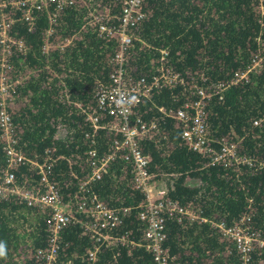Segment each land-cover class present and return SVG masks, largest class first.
Returning a JSON list of instances; mask_svg holds the SVG:
<instances>
[{
    "label": "trees",
    "instance_id": "obj_1",
    "mask_svg": "<svg viewBox=\"0 0 264 264\" xmlns=\"http://www.w3.org/2000/svg\"><path fill=\"white\" fill-rule=\"evenodd\" d=\"M256 3L141 0L144 15L134 25L136 37L126 49V73L130 77L152 73L163 48L165 64L186 83L228 80L246 66L254 52H264V26L259 24ZM119 6V0H77L56 12L51 6L36 10L30 26L17 19L8 29L9 36L24 46L18 50L9 43L12 53L7 74L14 81L15 95L8 109L16 132L15 146L28 159L47 157L49 177L62 200L74 199L78 182L89 171L86 150L104 154L119 136L107 126L93 129L85 119L95 106L94 86L97 81H107L117 49L114 35L98 34L92 15L106 20L118 13ZM187 96L189 92L176 84L157 88L133 105L129 124H155L137 137L139 149L147 155L148 170L153 178L168 180V198L197 205L202 215L227 224L247 216L264 238V68L228 85L220 97L211 95L205 103L208 139L204 143L214 150L223 143L234 144L239 161L210 162V152L191 149L185 143L181 124L171 111ZM112 119L99 113L100 125ZM2 144L0 139V171L5 168ZM130 168L123 153L115 151L106 170L88 187L107 206L129 207L112 233L135 240L142 233L135 212L142 195L131 182ZM11 170L18 182L29 183L36 177L28 162ZM47 214V209L26 205L13 196L0 198V241L7 245L0 264L34 263V249L46 243ZM164 228L166 264L240 263L229 238L208 222L187 223L168 217ZM90 244L82 226L69 222L60 230L57 258L66 264H87ZM99 249L93 264H155L151 253L136 243H102ZM250 264H264V244L252 249Z\"/></svg>",
    "mask_w": 264,
    "mask_h": 264
},
{
    "label": "built area",
    "instance_id": "obj_2",
    "mask_svg": "<svg viewBox=\"0 0 264 264\" xmlns=\"http://www.w3.org/2000/svg\"><path fill=\"white\" fill-rule=\"evenodd\" d=\"M77 0H0V139L5 155V168L0 171V198L15 197L26 205L47 209L45 222L46 243L43 247H36L33 251V264H66L57 258L58 240L61 228L69 222H78L91 239L86 249L87 264H93L101 244L136 243L143 246L153 256L155 264H166L169 255L163 246L165 238V219L174 217L176 221L187 223L198 221L208 222L216 230L229 238L239 257V264H250L251 251L255 246H262L264 238L248 222L247 216L229 224L223 220H214L202 215L201 209L190 202L177 203L167 197V186L161 184L147 167V155L138 147L137 137L144 130L155 128L154 122L129 124L128 118L132 113L133 105L139 100L148 98L152 92L161 87L180 85L189 92V96L171 111L174 119L181 124L180 136L191 148L210 152V162L219 159L236 162L234 144H222L218 150L204 143L207 137V121L205 103L211 95L220 97L225 87L232 83L245 80L249 73L264 68V52L252 54L245 67L235 71L228 80L208 83L192 81L186 83L181 74L165 64L166 50H159V62L152 73L146 76L130 77L124 66L127 46L136 37L133 27L142 18L141 0H119L117 14H112L104 20L102 16L92 15L96 22L98 34L114 35L117 39V49L112 56L113 69L108 74L107 81H97L93 95L95 106L86 112L85 119L95 129L98 126H107V129L116 131L119 136L112 140V146L104 154L97 155L93 148L86 150L88 155L89 171L85 178L77 185V195L74 199L62 200L57 184L49 177L51 162L28 159L16 148V132L8 109L13 100L14 81L8 80L11 63L8 56L12 53L9 43H14L18 50L24 48L22 42L12 39L8 34L10 25L17 19L27 26L33 23L36 10L52 7L54 12L64 5H70ZM256 11L259 24L264 26V0H257ZM92 12H90L91 14ZM47 31H50L48 28ZM46 31V32H47ZM48 33V32H47ZM68 39H66V42ZM123 98L124 104L120 101ZM130 101V103H129ZM105 113L113 119L108 123L99 124V113ZM137 121V118H134ZM85 136H88L85 133ZM120 150L123 159L131 164V182L142 195L135 205L136 217L141 223L140 238L131 240L126 234H113L114 226L118 224L127 206H107L96 193L88 187V183L98 179L106 170L107 161L114 152ZM245 160V159H243ZM23 162L32 164L36 177L34 181L18 182L11 167ZM252 164L250 159L246 160Z\"/></svg>",
    "mask_w": 264,
    "mask_h": 264
},
{
    "label": "clouds",
    "instance_id": "obj_3",
    "mask_svg": "<svg viewBox=\"0 0 264 264\" xmlns=\"http://www.w3.org/2000/svg\"><path fill=\"white\" fill-rule=\"evenodd\" d=\"M121 104H124L125 101L123 100V98L120 101ZM130 103V101H129ZM7 255V245L5 242L0 241V258H5Z\"/></svg>",
    "mask_w": 264,
    "mask_h": 264
},
{
    "label": "rangeland",
    "instance_id": "obj_4",
    "mask_svg": "<svg viewBox=\"0 0 264 264\" xmlns=\"http://www.w3.org/2000/svg\"><path fill=\"white\" fill-rule=\"evenodd\" d=\"M60 134V132H59ZM161 184H166L168 182L167 179H164V177H162V179H157Z\"/></svg>",
    "mask_w": 264,
    "mask_h": 264
}]
</instances>
